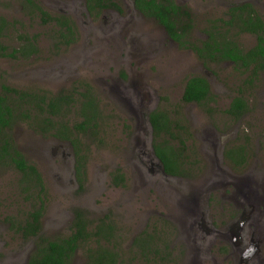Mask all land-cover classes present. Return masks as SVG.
<instances>
[{
	"label": "rangeland",
	"instance_id": "obj_1",
	"mask_svg": "<svg viewBox=\"0 0 264 264\" xmlns=\"http://www.w3.org/2000/svg\"><path fill=\"white\" fill-rule=\"evenodd\" d=\"M174 1L187 5L188 37L199 39L224 17L227 6L242 0ZM246 1L264 22V0ZM51 2L57 12L69 10L76 22L77 36L70 46L53 47L55 26L41 23L33 11L28 15L20 0H0V44L5 46V54H0V91L7 85L42 94L46 100L86 82L98 117L94 127L75 133L76 154L69 141L51 135L52 130L34 129L27 123L30 120L12 125L14 142L38 171L42 191L33 180L24 182L13 167L0 166V264H24L34 249L36 238L21 237L14 223L23 221L39 204V234L47 238L68 234L75 208L90 219V228L99 220L112 226L107 237L80 242L66 264H95L91 259L102 249L113 253L114 264H187L193 238L190 227L182 223L181 208L189 218L195 217L193 206L199 209L198 197L204 198L201 188L211 187L203 211L216 228L226 224L228 214L242 204L239 195L229 192L231 182L255 196L264 194V71L251 77L248 69L227 60L202 63L192 50L168 41L152 18L136 19L131 36H126L127 26L115 22L120 30L111 35L107 13L92 18L91 30L79 1ZM40 3L53 13L52 6ZM26 38L34 51L14 52ZM235 39L242 48L254 42L247 32L237 31ZM193 73L207 77L211 100L181 101L183 82ZM234 94L242 96L247 106L239 118L224 112ZM151 110L165 113L176 138L183 140L184 169L176 178L146 179L151 172L147 166H157L152 145L163 138L173 147L180 145L168 135H153L148 124ZM51 118L66 125L79 120L76 102ZM235 145L244 147L241 164H231L219 154ZM116 171L123 176L122 184L112 182ZM179 193L185 198L182 204ZM257 237L255 256L264 264V228ZM227 245L226 240H213L208 252L226 251Z\"/></svg>",
	"mask_w": 264,
	"mask_h": 264
},
{
	"label": "trees",
	"instance_id": "obj_2",
	"mask_svg": "<svg viewBox=\"0 0 264 264\" xmlns=\"http://www.w3.org/2000/svg\"><path fill=\"white\" fill-rule=\"evenodd\" d=\"M29 4L35 6L42 18V21L50 19L49 14L41 9L33 0H25ZM135 5L145 15H154L156 19L164 25L168 34L177 41H180L178 28L184 29L189 27V15L187 10L181 9L172 0H134ZM92 5H87L90 9ZM236 13L238 18L239 29L253 32L256 36L255 44L245 52L235 48L227 47L214 42V38L210 37L213 42H204V55H217L219 59H231L236 65L247 68L251 65V75L257 70H264V23L259 15L255 12L249 3L237 4L231 7L230 14ZM186 17V20L177 18L178 16ZM58 25V36L62 43H68L73 39L72 21L67 17L60 15V19L55 18ZM182 25L175 26V23ZM185 22V24H184ZM29 49L32 50L31 42H28ZM213 45V46H212ZM192 48L203 55L201 49L195 45ZM217 50V51H215ZM13 51L25 55L23 49H13ZM25 51V50H24ZM4 55L3 53H1ZM12 56V52L6 53ZM0 91V166L13 167L20 173V178L24 180H33V184H38L39 191H42L41 178L33 164L27 162L20 150L17 148L10 129L13 124L18 121L27 122L34 129L40 131H50V134L69 141L75 148V154L78 150L76 134L84 132L89 127L96 125L98 117L97 105L95 97L91 92V87L86 82L77 89L74 86L69 89L61 90L55 95H49L46 100L42 94L35 92H27L7 85H2ZM210 98V90L207 81L203 76L190 75L186 78L180 99L183 102H200ZM76 102V113L80 116L79 120H75L70 125L64 122H55L51 117L61 115L69 109V106ZM44 106V107H43ZM246 109L244 101L240 97H235L228 108L225 109L234 118H238L240 113ZM33 111V113H32ZM148 121L152 128L154 136L160 133L168 135L172 139H176L180 143L179 146H171L167 139L163 138L159 142L152 145L154 154L158 157L164 172L170 175H182L184 169V155L182 154L183 140L176 138L175 133L171 130V120L165 113L151 110L148 113ZM244 147L235 145L226 148L223 155L233 162V164H241L244 160ZM79 165H76V170ZM123 176L119 171L112 175V182L122 184ZM42 205L32 207L27 212V217L21 221L14 223L15 229L21 237H35L34 249L29 254L25 264H66L70 255L80 242H84L89 238L107 237L111 234L112 226L99 220L90 228V219L85 217L82 210L75 208L72 211V219L68 234L64 236H56L55 238H47L39 234V218L41 215ZM12 223V222H11ZM92 262L95 264H114L115 259L112 252L104 249L97 251L93 255Z\"/></svg>",
	"mask_w": 264,
	"mask_h": 264
},
{
	"label": "flooded vegetation",
	"instance_id": "obj_3",
	"mask_svg": "<svg viewBox=\"0 0 264 264\" xmlns=\"http://www.w3.org/2000/svg\"><path fill=\"white\" fill-rule=\"evenodd\" d=\"M33 1L41 9H43L44 11H46L49 14L50 19H48L46 21H42V18L39 14L38 9L35 6L29 4L25 0H20V6H21V8H24V10L27 14L29 12L32 13V11H33L41 23H47V24H51V25L55 26L54 33H55L56 44H54L53 47L58 48V47L70 46V44H72L75 41L76 36H77L76 22L72 16V13L69 12V10L57 12V10L54 7V3L51 2L54 0H39L40 2L44 1V3L47 4L48 6H52L50 8V10L53 11V13L47 11L41 5L40 2H38L36 0H33ZM77 1H79L82 5L81 9L83 10V14L85 15V17L87 19L86 24H87V26H89V28L91 30L93 29V26L91 25L92 18L95 15H98L100 12L108 14L107 19L109 22H106L108 25L107 32L111 35L118 34L119 33L118 30H120L117 28L115 29V27H114L115 22H117L118 24L127 26L128 27V33L126 34V36H131V32L133 30L135 31L133 24H134V21L136 19L138 20L140 17L152 18L156 23L159 24V28L161 29L163 36L165 38H167L168 41L174 42L176 45L181 46L185 49L192 50L194 52L195 56L202 63L218 62L219 60H222V61L227 60V61L231 62L233 65H235L236 67H238L236 65V63L231 59H219L217 55H213V56L212 55H204V52H205V50L203 49L204 42H213L210 37L214 38L213 43H217V46L219 48H220V44H224V45L227 44L226 45L227 47H231L232 49L235 48V49H238V50L243 51V52H245L247 49L252 47L256 42V36L253 32L239 29V27H238L239 23H238V18H237L236 13H234L233 15L230 14L231 7L234 5L242 4V3H249L251 5V3L249 1H246V0H242L240 2H234V3L230 4L229 6H227L224 17L222 19H221V17L218 18L217 24L211 25L210 29L203 31L202 32L203 36H201L202 38H199V39L189 38L188 36L190 35L189 34V30L191 28L190 26L185 27L184 29L178 28L177 32L181 36L180 41L174 40L168 34V31L164 27V25L162 23H160L154 15H145L144 13H142V11L135 5L134 0H77ZM172 1L176 5L180 6L181 9L187 10L188 15L190 17V13H189L190 11H189L187 5H185L183 3H177L174 0H172ZM51 3H52V5H51ZM88 4L92 5V7H90V9L87 8ZM60 15L67 17L69 20L72 21V24H73V28H72L73 39L68 43H62L59 39V36H58V25L56 24L55 18L58 17L60 19ZM81 15H82V13H81ZM177 18H180V19L184 18V21L186 20V17H184L183 15L178 16ZM7 24H8V22H5V25H7ZM184 24H185V22H184ZM179 25H182V23L181 22L179 24L175 23V26H179ZM1 27L2 26H0V29H1ZM233 27L236 30H232L231 28H233ZM134 31L132 33H134ZM237 31L247 32L249 34H252L254 37V42L252 43V45H250L247 48H242L236 42V39H235ZM23 40H24L23 43L21 45H19L18 47L16 46V48H14V49L22 48L23 52L31 53L32 51L31 52L27 51L29 49V44H28V42H30L29 39L26 38ZM30 40L32 41V38H30ZM192 45L199 47L201 49V53L203 55H201V56L198 55V53L192 48ZM32 48H34V47H32ZM4 49H5V46L0 44V54L2 53V51ZM11 49H13V47H11ZM215 51H217V50H215ZM201 62H199L200 65H201ZM239 67H241L243 69H248L249 74L251 75V73H252L251 72V65H249L247 68H245L243 66H239ZM260 71H264V70H257L254 75H251V77L256 76L257 73ZM191 75L203 76L205 78V80L207 81L208 88L210 90V98L209 99L207 98L206 100L200 102V104L211 100L213 98L212 97L213 94L211 92V87H210L211 84H210L209 80L207 79V77L201 73H193ZM116 78H118V76ZM186 78H185V80H186ZM185 80H184V82H185ZM184 82H183V85H184ZM183 85H182V88H183ZM181 92H182V89H181ZM235 97H240L244 101L243 97L238 95V94H234L231 97H229V100L227 101L228 103L224 108V112L231 118H234V117L232 115H230L228 112H226L225 109L229 107V105L231 104V102L234 100ZM183 103H190V102H183ZM193 103H196V102H193ZM244 103H245V101H244ZM245 105H246V103H245ZM246 110H247V106H246V109H244L240 113L239 117ZM135 147H137V146H135ZM221 148L222 147H220V149ZM221 152H219V154L223 155V152L222 153ZM137 157L140 161L141 158L139 157L138 154H137ZM223 157L226 160L230 161L231 164H233V162H231L230 159H228L224 155H223ZM149 163H151V161H149ZM216 168H219V167H216ZM147 169L149 170V172L151 171L150 173H148L146 175L147 180H152L155 178L162 180L163 177H165V178H168V177L176 178L179 176V175H170L166 172L163 173L158 166H156V168H154L152 166H147ZM226 183L227 182L224 183V187H225ZM230 184L233 186V188L230 189V187H229V192H231V194H233V195H236V194L239 195L238 200H239V202H242V204L241 203L237 204L234 207L235 210H233L231 214H228V216L226 218L227 219L226 224H222L219 228H216L212 223H210L205 218V214H204L205 212L203 211L205 209L204 207L206 206V204L208 202V199H207L208 195L207 196H205V195L207 194L208 190L211 189V187L205 186V187L201 188L199 193L201 194V196L204 195V198L198 197V200H197L198 204L196 207H199V209H196L195 206H193V209L196 211L195 217H193V215H192V218H189V216L187 214H185L186 209L181 208V219L183 220L182 223L185 224V222H186L187 223L186 225H188L190 227V230H191L190 234H191V237L193 238V239H191V243H192L191 250L192 251L189 254H187V257L185 259V262L187 264H204V261H207L208 262L207 264H262L260 262L261 259L258 256H255V254H256L257 250H259L258 244L256 243V241L257 242L259 241V238L257 237V235H260L263 232V228H264V194H261V196H255V194L252 193L251 190H249L247 188L246 189L240 188V186L238 187L233 182H231ZM224 187H222V189L226 193L227 191L224 190ZM227 197H230V196H227ZM178 199H179V203L182 204L181 201L185 200L182 193L178 194ZM252 200L255 202V204L251 203ZM172 202H173V200H172ZM259 205H261V206H259ZM177 213H178V211H177ZM236 231H237V235H238V242L234 241V239H233L234 232H236ZM220 239L226 240V242L228 244L227 250L222 251V250L217 249L212 254L209 253L208 248H209L210 242H212L213 240H220ZM26 261H27V259H26ZM26 261L24 262V264L26 263Z\"/></svg>",
	"mask_w": 264,
	"mask_h": 264
},
{
	"label": "water",
	"instance_id": "obj_4",
	"mask_svg": "<svg viewBox=\"0 0 264 264\" xmlns=\"http://www.w3.org/2000/svg\"><path fill=\"white\" fill-rule=\"evenodd\" d=\"M148 124L150 125L149 121H148ZM154 157H155V159L157 160V161H155V164L160 168V170H161L163 173H165L164 170H163V168H162V165H161L160 161L158 160V158H157L155 155H154ZM233 239H234V241L238 242L237 231L234 232Z\"/></svg>",
	"mask_w": 264,
	"mask_h": 264
}]
</instances>
